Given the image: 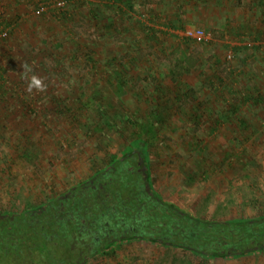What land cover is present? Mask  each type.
Returning <instances> with one entry per match:
<instances>
[{
	"label": "rangeland",
	"instance_id": "rangeland-1",
	"mask_svg": "<svg viewBox=\"0 0 264 264\" xmlns=\"http://www.w3.org/2000/svg\"><path fill=\"white\" fill-rule=\"evenodd\" d=\"M45 1L0 0L8 27L0 39V204L37 203L88 176L93 162L126 143L93 125L108 115L124 125L150 108L145 98L154 94L166 119L152 156L157 189L201 215L264 211V0H67L63 10L43 8ZM174 18L204 28L208 42L183 43L169 31ZM246 44L261 46L228 58L232 46ZM178 59L194 64L183 82L200 94L199 109L175 100L167 74ZM251 83L260 104L244 101L219 120ZM188 261L200 259L133 241L88 264ZM211 264H264V251Z\"/></svg>",
	"mask_w": 264,
	"mask_h": 264
},
{
	"label": "trees",
	"instance_id": "trees-1",
	"mask_svg": "<svg viewBox=\"0 0 264 264\" xmlns=\"http://www.w3.org/2000/svg\"><path fill=\"white\" fill-rule=\"evenodd\" d=\"M124 4L133 7L131 1ZM171 25L184 26L176 18ZM141 26L146 28L143 23ZM148 28L154 34L155 28ZM181 39L186 44L195 42L188 37ZM205 42L208 40L200 43ZM259 46L246 44L232 46L231 50L236 56L242 49ZM193 66L178 59L167 75L172 85L178 87L175 100L194 101V107L199 109L200 94L183 82L185 73ZM232 72L228 70L229 75ZM249 85L251 91L240 104L229 105L225 113H220L219 120L239 112L244 101L260 104L258 85ZM157 91L164 89L157 85ZM151 96L145 98L150 108L128 116L124 125L114 122L109 115L93 125L94 132L101 133L107 126L126 140L120 151L111 153L106 161L93 162L88 176L63 191L37 203L28 200L4 216L0 223V264H88L95 258L116 254L124 244L133 241L188 252L200 259L198 264L264 251V211L259 209L252 217L201 215L169 201L157 189L152 156L157 155L154 148L162 138L166 119L154 94ZM239 120L242 125L248 124L243 118Z\"/></svg>",
	"mask_w": 264,
	"mask_h": 264
},
{
	"label": "built area",
	"instance_id": "built-area-1",
	"mask_svg": "<svg viewBox=\"0 0 264 264\" xmlns=\"http://www.w3.org/2000/svg\"><path fill=\"white\" fill-rule=\"evenodd\" d=\"M66 1L67 0H47L44 2L45 4L43 8L49 9L54 6L63 10L65 8ZM7 30L8 27L6 24L0 22V39L5 35ZM169 31L180 37L192 38L197 43L210 38V34L202 27L186 26L185 28H170ZM232 56L233 53L229 51L228 58H231Z\"/></svg>",
	"mask_w": 264,
	"mask_h": 264
},
{
	"label": "flooded vegetation",
	"instance_id": "flooded-vegetation-1",
	"mask_svg": "<svg viewBox=\"0 0 264 264\" xmlns=\"http://www.w3.org/2000/svg\"><path fill=\"white\" fill-rule=\"evenodd\" d=\"M17 208L16 206L14 207L13 203L10 204V202L0 204V223H2L1 220L4 218V216H7L9 212L16 211Z\"/></svg>",
	"mask_w": 264,
	"mask_h": 264
}]
</instances>
